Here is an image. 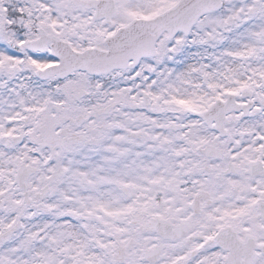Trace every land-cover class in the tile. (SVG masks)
Returning a JSON list of instances; mask_svg holds the SVG:
<instances>
[{"label":"snow or ice","instance_id":"1","mask_svg":"<svg viewBox=\"0 0 264 264\" xmlns=\"http://www.w3.org/2000/svg\"><path fill=\"white\" fill-rule=\"evenodd\" d=\"M0 264H264V0H0Z\"/></svg>","mask_w":264,"mask_h":264}]
</instances>
